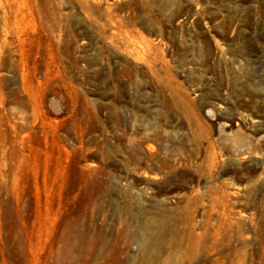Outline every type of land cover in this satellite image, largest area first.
I'll return each mask as SVG.
<instances>
[{
  "label": "rangeland",
  "instance_id": "rangeland-1",
  "mask_svg": "<svg viewBox=\"0 0 264 264\" xmlns=\"http://www.w3.org/2000/svg\"><path fill=\"white\" fill-rule=\"evenodd\" d=\"M18 1L0 264H264V0Z\"/></svg>",
  "mask_w": 264,
  "mask_h": 264
},
{
  "label": "bare ground",
  "instance_id": "bare-ground-1",
  "mask_svg": "<svg viewBox=\"0 0 264 264\" xmlns=\"http://www.w3.org/2000/svg\"><path fill=\"white\" fill-rule=\"evenodd\" d=\"M12 2V6H13V19L14 20H16L17 18H18V14H21V13H23L22 12V7H21V5H20V3H19V1L18 0H4V2H5V4H7L8 2ZM21 1V0H20ZM127 3V2H126ZM113 6V5H112ZM122 11H123V9H122ZM118 12V11H117ZM24 14V13H23ZM7 15V14H6ZM3 26V25H2ZM2 28V27H1ZM3 30V44H6V39H7V33H8V31H7V25L6 24H4V26H3V28H2ZM2 44V45H3ZM3 49V48H2ZM151 140V137H148V138H146V141L148 142V141H150ZM150 156H152V155H148V158L147 159H150L149 157ZM151 172H153L154 173V175H156L157 173L156 172H159V169H149ZM156 177V176H155ZM148 189V188H147ZM140 244H141V246L144 248V250H148V248H149V242L146 240V239H143V240H141V242H140Z\"/></svg>",
  "mask_w": 264,
  "mask_h": 264
}]
</instances>
